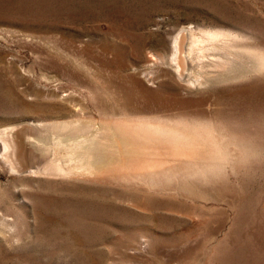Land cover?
Returning <instances> with one entry per match:
<instances>
[{"label":"rangeland","instance_id":"374dc122","mask_svg":"<svg viewBox=\"0 0 264 264\" xmlns=\"http://www.w3.org/2000/svg\"><path fill=\"white\" fill-rule=\"evenodd\" d=\"M0 264H264V0H0Z\"/></svg>","mask_w":264,"mask_h":264},{"label":"bare ground","instance_id":"6f19581e","mask_svg":"<svg viewBox=\"0 0 264 264\" xmlns=\"http://www.w3.org/2000/svg\"><path fill=\"white\" fill-rule=\"evenodd\" d=\"M188 31V30H187ZM194 32H196V31H194ZM188 33L190 34V35H192V37L193 38H190V40H191V44L189 45V51H190V53H192L193 54V52L195 53V52H199L200 50H201V46L202 45H204V44H202V42H201V44H200V42H199V39L200 38H197V37H195V36H193V32L192 31H188ZM188 34V35H189ZM196 34V33H195ZM209 35L210 34H212V36H217L218 34H214V33H208ZM214 34V35H213ZM204 36V35H203ZM219 36V35H218ZM206 37V36H205ZM209 37V36H208ZM202 39H203V37H201ZM218 38V37H217ZM216 38V39H217ZM184 40H185V33L183 32V30H181L175 37H174V40H173V42H172V50H171V55H170V62H169V64L171 63L174 67H175V71L177 72V74H179V75H181L182 76V74H183V72L185 71V70H182L183 69V66H184V63H185V61H184V58H183V49H184ZM206 40H209L208 38L206 39ZM212 40V39H211ZM189 41V40H188ZM201 41V40H200ZM203 41V40H202ZM217 41V40H216ZM209 42H211V41H209ZM209 42L207 43V45H209ZM212 42H214V40H212ZM189 44V43H188ZM211 44V43H210ZM213 44V43H212ZM185 46H188V45H185ZM205 46V45H204ZM214 46V45H213ZM217 47V46H216ZM215 47V48H216ZM205 49V48H204ZM208 49V48H207ZM206 49V50H207ZM212 49V48H211ZM197 50V51H196ZM216 50H217V48H216ZM205 51V50H204ZM208 51H210V50H208ZM207 52V51H206ZM224 52H225V50H224ZM227 52H229V51H227ZM203 53H205V52H203ZM227 54V53H226ZM231 54H233V53H231ZM238 54V53H237ZM187 55V54H186ZM188 55H189V52H188ZM205 55H206V53H205ZM229 55V54H228ZM236 55V54H235ZM234 55V56H235ZM189 56H192V57H198L199 55H197L196 54V56L194 55H189ZM237 56V55H236ZM240 56V55H239ZM187 57V56H186ZM191 57V58H192ZM196 57V58H197ZM222 57H224V56H222ZM228 57V56H227ZM241 57V56H240ZM249 57V56H248ZM201 58V57H200ZM208 59H211V58H209V57H207ZM218 58H220L219 56H218ZM237 58V57H236ZM239 58V57H238ZM243 58V57H242ZM193 59V58H192ZM208 59H207V63H208ZM229 59V58H228ZM167 60L169 61V59L167 58ZM166 60V61H167ZM187 60V59H186ZM200 60V59H199ZM202 60V59H201ZM200 60V61H201ZM203 60H204V58H203ZM202 60V61H203ZM219 60V59H218ZM216 61V59H215V61H213L212 60V63H211V69L209 68V69H206V72H207V74L206 75H202L201 77H197V80L198 81H202L203 80V78H207V76L210 74V73H212V74H210V76L211 75H215V74H219L220 75V73H223V72H226L227 74L228 73H230L231 72V68H230V70H228V71H225V69L223 70V66H224V61ZM222 60V59H221ZM231 61L233 60V59H230ZM236 60H238V59H236ZM236 60H234L235 62H236ZM243 60V59H242ZM245 61H246V59H244ZM243 60V61H244ZM193 61V60H192ZM192 61H191V63H192ZM206 61V60H205ZM229 61V60H228ZM233 61V62H234ZM240 61H241V59H240ZM243 61L242 62H240L241 64L243 63ZM189 62V61H188ZM197 62V61H196ZM238 62V61H237ZM190 63V64H191ZM193 63H195L194 61H193ZM192 63V64H193ZM210 63V62H209ZM226 63H227V61H226ZM225 63V64H226ZM251 63V62H250ZM168 64V65H169ZM204 64V63H203ZM230 65H231V63H229ZM245 64V63H244ZM248 63L246 62V65H247ZM195 65V64H194ZM200 65H201V63H200ZM205 65V64H204ZM204 65H202V66H204ZM234 64H232V66H233ZM240 65V64H239ZM170 66V65H169ZM197 66H199V64L197 65ZM227 66H229V65H227ZM232 66H229V67H232ZM238 66V64L235 66V67H237ZM171 67V66H170ZM192 67H193V65H192ZM234 67V66H233ZM239 67V66H238ZM191 68V67H190ZM194 68V67H193ZM199 68V67H198ZM197 68V69H198ZM172 69V68H171ZM192 69V68H191ZM195 69V68H194ZM194 69H192V70H194ZM197 69H195L196 71H197ZM201 69V68H200ZM199 69V70H200ZM204 69V68H203ZM203 69H201V70H203ZM204 69V70H205ZM229 69V68H228ZM172 70H174V69H172ZM192 70H190V71H192ZM174 71V72H175ZM183 71V72H182ZM196 71H195V73H196ZM175 72V73H176ZM203 72V71H202ZM201 72V73H202ZM188 74H189V72H187ZM194 72H193V74H195ZM209 73V74H208ZM187 74V75H188ZM190 74H191V72H190ZM184 75V74H183ZM186 75V74H185ZM184 75V76H185ZM198 75H199V73H198ZM218 75V76H219ZM222 75V74H221ZM221 75H220V77H221ZM209 76V77H210ZM217 76V77H218ZM225 76V75H224ZM223 76V77H224ZM183 77V76H182ZM190 77V76H189ZM189 77H186L187 79L189 78ZM193 77V76H192ZM209 77H208V79H209ZM213 78V77H212ZM215 78V77H214ZM213 78V79H214ZM194 79V78H193ZM207 80V79H206ZM206 80H205V82H206ZM189 81V80H188ZM195 81V80H194ZM193 81V82H194ZM190 82V81H189ZM198 83V82H197ZM191 84H192V82H191ZM200 84H202V82L200 83ZM60 126V125H59ZM54 128H55V126H54ZM53 128V129H54ZM60 128V127H59ZM56 129V128H55ZM8 130V129H7ZM57 131H58V129H57ZM62 131V130H61ZM5 132V131H4ZM9 132V131H8ZM55 132H56V130H55ZM13 134V133H12ZM55 134H57V132L55 133ZM61 134V133H60ZM59 134V135H60ZM7 135V134H6ZM9 135H10V133H9ZM59 135H57V137L59 136ZM12 136V135H11ZM9 138H11V137H9ZM51 138V137H50ZM15 139V138H14ZM49 139V138H48ZM57 139V138H56ZM60 139V138H59ZM59 139H57V140H59ZM15 140H17V138L15 139ZM39 140V139H38ZM18 141V140H17ZM17 141H15V142H17ZM4 142V144H5V147L7 146V147H9L10 148V146L12 147L14 144H13V142H12V140H11V142H10V140H8L7 138L3 141ZM27 142V141H26ZM54 142H57V141H54ZM59 142H61V141H59ZM58 142V143H59ZM23 143V142H22ZM21 143V144H22ZM21 144L19 143V145H20V147H21ZM24 144V143H23ZM16 145H18V144H16ZM18 145V146H19ZM17 146V147H18ZM19 147V148H20ZM16 148V147H15ZM9 150V149H8ZM13 151H14V149H13ZM17 152H20V151H18V150H16ZM71 151H73V149L71 150ZM10 152V151H9ZM32 152V151H31ZM68 152H70V151H68ZM68 152H67V154H66V157H67V155H68ZM72 153V152H71ZM93 153V152H92ZM96 153H97V151H96ZM5 154H8V153H6L5 152ZM13 154V153H12ZM78 153H76V155H77ZM16 155H19L18 153L16 154ZM71 155V154H70ZM69 155V156H70ZM93 154H91L90 152L88 153H80L79 154V158H80V161H81V164H80V162H79V168H83V169H81V170H84V169H86V168H90V167H93V166H95L98 162L100 163V161H99V159L97 158V157H94V156H97V154L95 155L94 154V156H92ZM99 155V154H98ZM100 155H102V154H100ZM105 155V154H104ZM104 155H102V156H104ZM102 156H100V157H102ZM33 157V156H32ZM71 157H75V155H73V156H71ZM18 158V157H17ZM70 158V157H69ZM75 158H77V157H75ZM75 158H74V160H75ZM19 159V161L22 159H20V158H18ZM66 159H68V158H66ZM71 159H73V158H71ZM71 159H69V160H71ZM68 160V161H69ZM79 159H77V161H78ZM23 161V160H22ZM77 161H73L74 162V164L76 163L77 164ZM103 161V160H102ZM15 163H17L16 161H14ZM67 162V161H66ZM72 162V160L70 161V163ZM72 162V163H73ZM20 163V162H19ZM50 163V162H49ZM69 163V162H68ZM67 163V164H68ZM10 164H11V162H10ZM29 164V163H28ZM76 164H75V166H76ZM101 164V163H100ZM16 165V164H15ZM22 165V164H21ZM49 165V164H48ZM47 165V166H48ZM52 165H54V164H52ZM70 165V164H69ZM78 165V164H77ZM13 166V165H12ZM19 166V165H18ZM23 166H25V165H23ZM68 166V165H67ZM20 167V166H19ZM50 167V166H49ZM70 167V166H69ZM74 167V166H73ZM77 167V166H76ZM13 168H14V166H13ZM12 168V169H13ZM16 168H18V167H16ZM44 168H45V165H44ZM47 168V167H46ZM58 168V167H57ZM56 168V169H57ZM60 168H63V167H61L60 166ZM59 168V169H60ZM65 168H66V165H65ZM64 168V170H66ZM68 168V167H67ZM72 168V167H71ZM70 168V169H71ZM78 168V167H77ZM53 168H51V170H52ZM59 169H57V170H59ZM69 168H68V170H70ZM73 169V171H74V169H75V167L74 168H72ZM45 170V169H44ZM63 170V172L65 173V171ZM77 170V169H76ZM79 170V169H78ZM45 171H48L47 169L45 170ZM59 171H61V170H59ZM72 170H70V172H71ZM73 171H72V173H73ZM50 172H52V171H50ZM62 172V171H61ZM68 172V171H67ZM66 172V173H67ZM55 173V172H54ZM56 173H58V172H56ZM68 174H69V172H68ZM71 174V173H70Z\"/></svg>","mask_w":264,"mask_h":264},{"label":"water","instance_id":"95a60500","mask_svg":"<svg viewBox=\"0 0 264 264\" xmlns=\"http://www.w3.org/2000/svg\"><path fill=\"white\" fill-rule=\"evenodd\" d=\"M19 129V128H18Z\"/></svg>","mask_w":264,"mask_h":264}]
</instances>
